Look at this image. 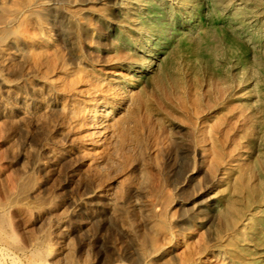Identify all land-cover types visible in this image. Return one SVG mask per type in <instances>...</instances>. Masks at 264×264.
Segmentation results:
<instances>
[{"label":"bare ground","instance_id":"1","mask_svg":"<svg viewBox=\"0 0 264 264\" xmlns=\"http://www.w3.org/2000/svg\"><path fill=\"white\" fill-rule=\"evenodd\" d=\"M131 6L143 5L0 0V141L18 169L0 216L21 203L37 230L27 250L0 247V264H92L103 250L96 226L137 264L228 262L247 225L235 203L264 173L258 137L245 132L250 81L212 105L191 97L182 71L160 65L157 38L128 19ZM231 100L234 125L215 127Z\"/></svg>","mask_w":264,"mask_h":264},{"label":"rangeland","instance_id":"2","mask_svg":"<svg viewBox=\"0 0 264 264\" xmlns=\"http://www.w3.org/2000/svg\"><path fill=\"white\" fill-rule=\"evenodd\" d=\"M143 6H131L128 19L157 38L160 46V65L170 64L184 74L190 96L201 91L205 103L212 105L227 92L234 81L249 80L251 97L246 102L250 119L245 132L257 135L253 149L264 150V0H173L165 5L164 0H138ZM235 103L231 100L216 110L211 119L215 127L224 123L230 128L236 121L230 119ZM1 126V124H0ZM224 139V135L221 136ZM9 154L0 141V206L8 204L18 190V169L8 162ZM173 164L165 166L166 191L172 176ZM67 204L69 197H62ZM237 216L245 215L247 225L234 232L232 252L227 261L203 264H264V173L260 180L245 187L235 203ZM1 231L7 242L0 247L28 249L37 235L33 215L28 207L19 203L11 206L0 216ZM109 227L96 226L102 251L91 259L92 264H104V258H124L125 264H137L124 244L113 251ZM203 233L204 230L198 229ZM111 234V235H110ZM80 241L75 240V259L80 261ZM10 264V263H7ZM23 264H26L23 262Z\"/></svg>","mask_w":264,"mask_h":264}]
</instances>
